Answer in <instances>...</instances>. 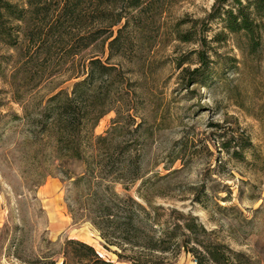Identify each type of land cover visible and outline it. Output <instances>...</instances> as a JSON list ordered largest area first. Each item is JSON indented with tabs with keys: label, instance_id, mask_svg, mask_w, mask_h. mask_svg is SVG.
I'll return each instance as SVG.
<instances>
[{
	"label": "rangeland",
	"instance_id": "1",
	"mask_svg": "<svg viewBox=\"0 0 264 264\" xmlns=\"http://www.w3.org/2000/svg\"><path fill=\"white\" fill-rule=\"evenodd\" d=\"M44 1L49 18L62 0ZM140 1L126 10L131 24L123 31L124 52L109 61L125 71L124 94L135 114L130 128L139 123L128 135L138 138L132 151L140 153L141 178L151 183L146 195L162 206L156 210L162 219L191 212L215 238L243 252L248 264H264V15L247 7L258 22L253 38L224 27L219 13L236 8L235 0ZM34 50L0 39V264H60L64 240L72 237L120 264H197L183 245L151 251L109 242L89 218L68 211V185L37 111L47 95L70 88L75 78L56 50L51 59ZM91 51L104 58L106 43L82 50L75 64ZM196 67L202 69L195 74ZM114 115V109L103 114L94 131H104ZM234 149L242 158L232 155ZM82 164L69 159L62 167L79 173ZM141 178L128 189L118 182L116 189L140 198ZM70 255L65 264H89Z\"/></svg>",
	"mask_w": 264,
	"mask_h": 264
},
{
	"label": "trees",
	"instance_id": "2",
	"mask_svg": "<svg viewBox=\"0 0 264 264\" xmlns=\"http://www.w3.org/2000/svg\"><path fill=\"white\" fill-rule=\"evenodd\" d=\"M26 1L27 6L18 7L11 0H0V39L15 49L32 44L33 52L39 49L48 59L56 50L69 77L75 78L70 88L60 87L47 95L37 111V124L51 140L52 155L68 185V211L77 219L89 218L109 242L151 251H172L183 245L194 254L197 264H248L243 252L215 238L214 230L208 229L196 215L177 211L171 218L162 219L156 211L162 206L154 205L146 195L151 183L149 178H141L140 153L132 151L138 138L128 135L139 123L130 128L135 114L131 98L124 94L125 71L109 61L124 52L128 37L123 31L131 24L126 10L138 8L141 1L89 0L84 5L86 0H62L49 18L50 8L44 0ZM109 4L119 9L115 12ZM235 4L236 8L228 6L219 13L223 15L224 27L234 32L243 30L254 38L258 22L247 7L264 15V0H235ZM11 19L27 26L11 24ZM36 20L39 22L35 23ZM25 39L27 43H23ZM101 42L103 46L106 43L104 58L91 51L83 56L79 66L75 64L77 54ZM100 51L105 52L103 47ZM197 54L205 65L204 51L198 49ZM201 69L196 67L195 74ZM112 109L115 115L110 125L96 133L94 127L99 118ZM233 151L237 152L233 156L242 158L243 153ZM69 159L82 161L83 170L74 173L62 167ZM138 178L140 198L116 189V183L128 189ZM64 242L60 264L66 263V254L87 259L89 264H120L100 256L87 241L72 237Z\"/></svg>",
	"mask_w": 264,
	"mask_h": 264
}]
</instances>
